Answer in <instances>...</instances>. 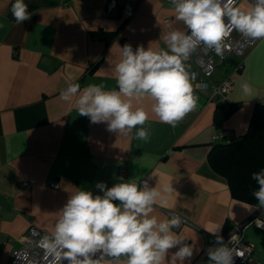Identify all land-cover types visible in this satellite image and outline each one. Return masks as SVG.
<instances>
[{
    "label": "crops",
    "instance_id": "crops-1",
    "mask_svg": "<svg viewBox=\"0 0 264 264\" xmlns=\"http://www.w3.org/2000/svg\"><path fill=\"white\" fill-rule=\"evenodd\" d=\"M135 1L134 13L113 15L107 0H25L33 6L31 18L16 24L11 14L14 0H0V264H9L11 251L29 226L52 235L69 195L78 189L102 195L98 182L112 187L133 179L157 188L161 198L152 215L159 220L170 219L168 212L181 215L185 222L174 231L184 243L195 245L184 264H211L208 255L199 261L209 239H215L209 232L221 225L222 235L264 211L234 199L226 179L207 160L216 131L228 129L232 137L244 134L254 104L264 103V39L245 51L225 101L211 98L210 86L200 88L190 81L197 106L175 127L152 112L150 97L132 98L134 109L143 107L148 113V142L135 138L136 129L118 135L105 123L93 124L80 116L77 96L61 99L71 83H79L81 90L89 84L117 90L115 65L125 44L134 51L138 46L166 50L164 35L187 33L171 0ZM238 7L248 10L252 5L243 0ZM97 31L115 34L106 42L91 37ZM230 64L217 65L210 78L214 85L231 73ZM185 69L189 78L195 72L198 81L204 80L189 60ZM243 83L251 86V95L242 91ZM233 106L216 127L215 113ZM165 187L170 190L165 192ZM244 236L253 245L248 264H264V230L247 226ZM178 247L169 250L163 264H180L173 257ZM105 260L124 264L126 257Z\"/></svg>",
    "mask_w": 264,
    "mask_h": 264
},
{
    "label": "clouds",
    "instance_id": "clouds-1",
    "mask_svg": "<svg viewBox=\"0 0 264 264\" xmlns=\"http://www.w3.org/2000/svg\"><path fill=\"white\" fill-rule=\"evenodd\" d=\"M176 19L182 21L188 32L174 30L163 36L166 50L154 51L138 46L135 51L125 44L120 61L115 65L117 90H105L103 84H89L81 90L79 83L69 84L61 93L68 101L77 96L80 116L93 124L105 123L109 132L148 142L151 138L148 113L143 107L133 108L132 98L150 97L152 112L162 123L175 127L197 106L185 61L201 44L222 51V42L233 31L252 39H264V0H253L248 10L238 7V0H171ZM25 0H14L11 14L16 24L30 20L31 13ZM251 95L248 83L241 85ZM127 98V99H126ZM140 126V127H137ZM258 189L252 195L258 202L256 209L264 208V169L251 177ZM101 194L78 189L69 195L60 210L51 236H45L43 247L55 257L56 264H107L105 257H126L124 264H163L169 250L177 246L173 257L184 264L194 254L195 245L184 243L175 228L181 219L171 217L159 220L152 215L159 198L157 188L147 182L121 181L112 187L98 182ZM170 189L165 187L164 191ZM261 225L260 218L255 221ZM221 225L213 232L215 247L207 249L211 264H234V256L243 257L238 248L229 247L219 234ZM99 254V255H97Z\"/></svg>",
    "mask_w": 264,
    "mask_h": 264
},
{
    "label": "built area",
    "instance_id": "built-area-1",
    "mask_svg": "<svg viewBox=\"0 0 264 264\" xmlns=\"http://www.w3.org/2000/svg\"><path fill=\"white\" fill-rule=\"evenodd\" d=\"M243 0H238V4ZM253 6V0H247ZM137 7L135 0H117L114 4L111 13L117 15L123 10L134 13ZM167 25L170 24V19H166ZM188 32V31H187ZM257 39H252L237 31H233L229 36L225 37L222 42V51L217 53L215 49H209L203 44L197 47L191 52L188 60L193 63L198 73L204 78L202 81H198L195 72L191 73L190 81L192 83H198L200 88H206L210 86L212 88L211 98L217 96L219 103L225 101L227 93L233 86L232 75L238 73L243 67V56L245 51L255 44ZM233 60L230 64L231 73L225 76L220 83L214 85L210 78L216 71V67L219 63ZM218 104V103H217ZM232 134L228 129H219L216 131L213 142L230 141ZM51 187L57 188V183H52ZM169 217H179L181 219V225L185 222V219L174 212H168ZM260 218L261 225L257 226L255 221ZM247 226H253L264 230V211H259L252 215L245 221L233 224L231 228L222 234L224 241L227 243L231 235H235V239L229 244V247L238 248L244 253L243 257L234 256V264H248V259L252 255L253 245L249 243L244 236V228ZM180 227L175 228L178 230ZM45 236H51V234L43 229L35 226H29L25 233L20 237V245L11 251V257L9 264H56L55 257L49 253L42 245L43 238ZM215 239H209L207 247L199 257V261L205 258L207 249L209 247H215ZM99 255V254H97ZM109 257H105L107 259ZM64 264H67L65 261Z\"/></svg>",
    "mask_w": 264,
    "mask_h": 264
},
{
    "label": "trees",
    "instance_id": "trees-1",
    "mask_svg": "<svg viewBox=\"0 0 264 264\" xmlns=\"http://www.w3.org/2000/svg\"><path fill=\"white\" fill-rule=\"evenodd\" d=\"M116 1L107 0L109 12ZM32 8L33 6L29 5L28 10ZM114 34L115 32L97 31L92 32L91 37L109 42ZM235 108L229 107L225 111L231 113ZM207 160L211 169L226 179L234 199L258 204L252 195L258 189V185L251 177L253 173L264 169V103L254 104L246 132L238 137H232L230 141L213 143ZM229 229L230 227L226 232Z\"/></svg>",
    "mask_w": 264,
    "mask_h": 264
},
{
    "label": "water",
    "instance_id": "water-1",
    "mask_svg": "<svg viewBox=\"0 0 264 264\" xmlns=\"http://www.w3.org/2000/svg\"><path fill=\"white\" fill-rule=\"evenodd\" d=\"M229 112L218 110L215 113V126L219 127L220 123L229 116Z\"/></svg>",
    "mask_w": 264,
    "mask_h": 264
}]
</instances>
